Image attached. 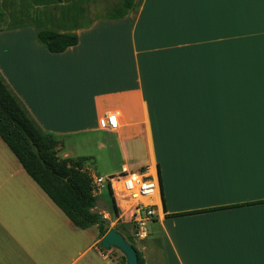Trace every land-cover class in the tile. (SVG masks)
I'll return each instance as SVG.
<instances>
[{"label":"crops","instance_id":"1","mask_svg":"<svg viewBox=\"0 0 264 264\" xmlns=\"http://www.w3.org/2000/svg\"><path fill=\"white\" fill-rule=\"evenodd\" d=\"M121 2L74 24L78 43L63 52L18 26L0 31V72L44 131L108 132L121 152L113 170L157 172L152 218L136 221L120 193L115 216L103 182L93 208L145 264H264V0H134L112 17ZM28 39L29 61L17 44ZM111 113L115 129L101 125ZM63 213L0 137V264H120L96 245V224Z\"/></svg>","mask_w":264,"mask_h":264},{"label":"trees","instance_id":"2","mask_svg":"<svg viewBox=\"0 0 264 264\" xmlns=\"http://www.w3.org/2000/svg\"><path fill=\"white\" fill-rule=\"evenodd\" d=\"M42 1L45 3L48 0ZM133 7L134 0H122L118 7L121 12L112 17H121ZM2 17L3 12L0 11V21ZM37 37L51 52H63L69 46L77 44L79 40L76 33L58 32L52 29L39 30ZM0 137L14 152L30 176L74 225L87 228L96 224L100 237L107 232L108 220L103 214L93 210L98 200L97 185L94 175L86 167L92 158L62 157L59 151L63 144L54 134L43 130L1 72ZM107 186L113 213L118 216L120 210L109 180ZM136 250L139 263L145 264L142 253L137 248ZM119 262L126 264L123 255Z\"/></svg>","mask_w":264,"mask_h":264},{"label":"rangeland","instance_id":"3","mask_svg":"<svg viewBox=\"0 0 264 264\" xmlns=\"http://www.w3.org/2000/svg\"><path fill=\"white\" fill-rule=\"evenodd\" d=\"M94 2L95 3L93 4L91 0H48L44 3L42 0H0V11L3 12V17L0 21V31L8 30L12 27L18 26V28L23 33H29L33 31L35 34H37V32L41 29H52L55 31L72 33V26L74 24H85L95 15L116 11L117 9H112V7L115 6L119 0H94ZM31 43L33 42L30 39H28V41H19L17 43L18 45L24 44L26 47L27 53H25L24 56L28 61L32 60L31 57L34 55L30 45ZM10 44H14V42L10 41ZM37 59H39V56ZM32 65L35 67V71L31 72L29 77H35L36 79H34V81L37 82V63L33 62ZM56 138L63 144V148L60 150L62 153L60 154L61 156L63 153L68 152L70 157H92L94 163H87L86 167L94 175V178L103 176L109 171H114L113 174L103 177L104 181H102V184L106 189H108L107 180L110 178V176L116 175L119 173V171H121V169L113 170L120 167L121 152L116 142L113 144H106L108 140H113V137L110 136L108 132L98 130L91 133H82L72 136H56ZM97 184L99 183H96V185ZM113 190L114 193L118 195V190L116 191L114 188ZM96 191H98V185ZM102 199L106 203H109V194L105 189H103ZM121 199L123 200L122 197H120V201ZM126 205L128 206V204ZM65 216L66 215L63 213L64 219ZM107 220L108 227L115 226V223L110 222L109 219ZM68 228L69 227L66 226L63 227V241L67 239L65 236L66 232L70 233ZM78 232L79 235L84 234V236H87V242L92 241V237L87 231L79 229ZM71 233L74 234L72 230ZM128 239L133 243L132 239L129 237ZM96 243L98 247L106 251L110 250V256L119 260L121 259L122 254L120 251L113 248H103L98 242ZM75 251L76 250L69 253H65L64 251L62 259L73 258ZM48 256L52 261L54 256H51L50 251L48 252ZM62 264H64V262H62Z\"/></svg>","mask_w":264,"mask_h":264},{"label":"built area","instance_id":"4","mask_svg":"<svg viewBox=\"0 0 264 264\" xmlns=\"http://www.w3.org/2000/svg\"><path fill=\"white\" fill-rule=\"evenodd\" d=\"M118 124L117 113L108 114L101 119V125L106 128L115 129ZM108 180L115 190V185H118V193L124 198L128 208L132 209L136 221L142 222L156 215V207L162 199L157 172L152 174L148 166L140 169L123 168ZM100 182L102 178H97L96 183Z\"/></svg>","mask_w":264,"mask_h":264},{"label":"water","instance_id":"5","mask_svg":"<svg viewBox=\"0 0 264 264\" xmlns=\"http://www.w3.org/2000/svg\"><path fill=\"white\" fill-rule=\"evenodd\" d=\"M98 243L103 248H113L120 251L125 257L126 264H140L134 244L116 226H110L107 232L99 239Z\"/></svg>","mask_w":264,"mask_h":264},{"label":"bare ground","instance_id":"6","mask_svg":"<svg viewBox=\"0 0 264 264\" xmlns=\"http://www.w3.org/2000/svg\"><path fill=\"white\" fill-rule=\"evenodd\" d=\"M152 172H155V170H152ZM115 187H116V191H117L119 189L118 185L116 184Z\"/></svg>","mask_w":264,"mask_h":264}]
</instances>
